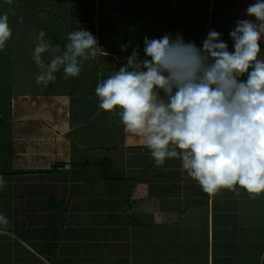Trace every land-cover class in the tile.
I'll return each instance as SVG.
<instances>
[{
    "label": "crops",
    "instance_id": "0c3cea01",
    "mask_svg": "<svg viewBox=\"0 0 264 264\" xmlns=\"http://www.w3.org/2000/svg\"><path fill=\"white\" fill-rule=\"evenodd\" d=\"M254 2L236 0L232 22L255 21L246 15ZM181 6L188 30L179 28ZM214 9V0H11L12 36L0 51V212L10 221L0 228V264H264V193L237 186L208 194L179 158L157 165L143 138L100 109L95 94L134 49L143 58L145 36L179 32L200 46ZM221 9L215 30L232 51V24L223 23L230 11ZM79 27L105 53L85 61L77 77L61 69L37 85L38 32L63 46ZM104 158L112 162L108 178L98 164Z\"/></svg>",
    "mask_w": 264,
    "mask_h": 264
},
{
    "label": "clouds",
    "instance_id": "9594fccd",
    "mask_svg": "<svg viewBox=\"0 0 264 264\" xmlns=\"http://www.w3.org/2000/svg\"><path fill=\"white\" fill-rule=\"evenodd\" d=\"M246 15L255 21H235L232 51L216 30L200 46L180 33L145 36L143 58L137 47L95 87L99 108L142 137L157 165L179 158L208 194L237 186L253 196L264 193V60L258 58L264 0L249 4ZM11 36L9 15L0 13V51ZM45 37L44 30L38 32L32 51L40 69L37 85L55 81L61 69L65 78L77 77L85 61L105 53L81 27L67 33L63 46ZM127 48L121 45V51ZM5 184L0 176V189ZM9 223L0 212V228Z\"/></svg>",
    "mask_w": 264,
    "mask_h": 264
},
{
    "label": "rangeland",
    "instance_id": "374dc122",
    "mask_svg": "<svg viewBox=\"0 0 264 264\" xmlns=\"http://www.w3.org/2000/svg\"><path fill=\"white\" fill-rule=\"evenodd\" d=\"M196 1H197V3H199L201 5H205L206 3L209 2V0H181V2H183V3H192V4H195ZM159 2H160V0H159ZM166 2H167V0H166ZM234 2H236V0H214L215 8H216V9H214V11H215V15L217 17L215 18V22L211 25L210 30H215V26H217V25H215L216 24V21L217 20H220V16H221L220 9L221 8H224L225 6L228 7V10L230 11V15H228V16L226 15V17L222 15L223 18H224L223 23L225 24V22H226L225 18H226L227 21H228V25L230 26L232 24V26H230V30L235 26V24L232 22V20L234 21V17H236V12L231 9L232 4H234ZM7 5L8 6L10 5V3L7 0H0V13H8V11H7ZM4 6H6L5 9L4 10H1V7H4ZM126 6L128 8V1H127ZM177 7H178V5H177ZM179 8H181V10H180L181 23H180V21H179V23L177 22L179 24V28L180 29H184V27H185V29L188 30L187 27H191V22L186 21L187 6L185 8H183L182 6L179 7ZM182 8L184 10H182ZM163 11H165V9H163ZM232 14L235 15V16H231ZM8 15H9V13H8ZM156 15H158V16H156V17H158V19L164 17L163 14L161 15L159 12H157ZM10 18L11 17L9 15V19ZM166 24H168V22L167 21H164V25L165 26H167ZM194 25H196V27L198 28V32L197 33L199 34V28H201V27H199L198 24H194ZM174 26H175V29H177L176 23H174ZM48 28H49L48 29V32H51V35L54 34L56 37H59V33L58 32H55V31L52 32L51 27H48ZM171 28L174 29V27H171ZM203 33H204V30H201L200 29V34L203 35ZM186 34H188V33L186 32ZM11 42H13L12 46L13 45L16 46V44L18 43V41H16L15 39L14 40L11 39ZM261 53H260L259 59L264 60V57H263V55ZM32 66H33V64H32Z\"/></svg>",
    "mask_w": 264,
    "mask_h": 264
},
{
    "label": "trees",
    "instance_id": "16d2710c",
    "mask_svg": "<svg viewBox=\"0 0 264 264\" xmlns=\"http://www.w3.org/2000/svg\"><path fill=\"white\" fill-rule=\"evenodd\" d=\"M127 36H128V33H127ZM126 36L125 39H127L128 41V37ZM261 47V52H262V55L264 57V46H260ZM101 168H102V174H103V177L104 178H108L111 171H112V162L110 159H107V158H104L103 160H101L99 163H98Z\"/></svg>",
    "mask_w": 264,
    "mask_h": 264
}]
</instances>
